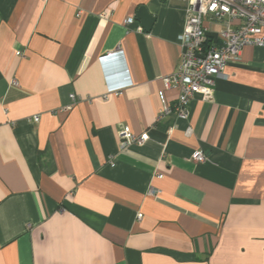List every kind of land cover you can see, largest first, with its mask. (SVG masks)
<instances>
[{
	"label": "crops",
	"instance_id": "obj_1",
	"mask_svg": "<svg viewBox=\"0 0 264 264\" xmlns=\"http://www.w3.org/2000/svg\"><path fill=\"white\" fill-rule=\"evenodd\" d=\"M186 19L180 0H0V264H264V45L159 118ZM125 125L149 138L122 148Z\"/></svg>",
	"mask_w": 264,
	"mask_h": 264
},
{
	"label": "built area",
	"instance_id": "obj_2",
	"mask_svg": "<svg viewBox=\"0 0 264 264\" xmlns=\"http://www.w3.org/2000/svg\"><path fill=\"white\" fill-rule=\"evenodd\" d=\"M187 2V19L179 36L181 60L175 72L164 78L166 89L179 91L174 108L167 104L164 92L160 93L162 107L159 118L175 112L182 118L189 115V103L195 96L211 100L215 96L218 77L226 78V67L239 60L244 46L264 45V0H180ZM211 18L225 23V27L215 34L208 32L204 20ZM134 18H129L128 24ZM238 21L234 26V22ZM20 53V52H19ZM13 84L18 86L17 81ZM73 100L76 96L72 94ZM66 106L64 110H69ZM35 115L33 119L39 120ZM149 138L148 132L136 135L129 125L119 132L120 146L125 148L133 143H141ZM192 159L197 162L207 160L202 150L194 152ZM159 174V177H162ZM158 190L151 188L156 195ZM139 219L142 214H139Z\"/></svg>",
	"mask_w": 264,
	"mask_h": 264
},
{
	"label": "water",
	"instance_id": "obj_3",
	"mask_svg": "<svg viewBox=\"0 0 264 264\" xmlns=\"http://www.w3.org/2000/svg\"><path fill=\"white\" fill-rule=\"evenodd\" d=\"M136 17L139 21H141L143 27L146 30H151L156 20V17L152 13L149 12L146 6H141L139 8V10L137 11Z\"/></svg>",
	"mask_w": 264,
	"mask_h": 264
}]
</instances>
